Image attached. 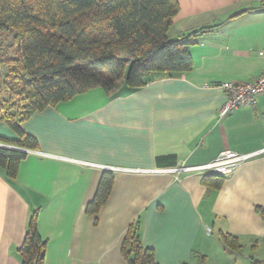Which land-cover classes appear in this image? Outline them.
Masks as SVG:
<instances>
[{
    "label": "crops",
    "instance_id": "crops-1",
    "mask_svg": "<svg viewBox=\"0 0 264 264\" xmlns=\"http://www.w3.org/2000/svg\"><path fill=\"white\" fill-rule=\"evenodd\" d=\"M177 1L168 36L197 33L189 71L155 73L136 90L124 81L112 92L94 88L20 125L38 146L18 147L26 157L15 176L0 165V264H23L32 221L44 264H132L133 236L158 264H264V155L219 188L208 174L159 171L264 148V92L220 116L222 83L264 73V0ZM0 136L19 140L3 120ZM106 174L112 189L90 212Z\"/></svg>",
    "mask_w": 264,
    "mask_h": 264
},
{
    "label": "trees",
    "instance_id": "trees-1",
    "mask_svg": "<svg viewBox=\"0 0 264 264\" xmlns=\"http://www.w3.org/2000/svg\"><path fill=\"white\" fill-rule=\"evenodd\" d=\"M178 12L177 0H0V43L6 35L17 51L6 61L9 98L0 100V120L19 136H0V143L37 148L36 139L20 125L34 112L75 95L98 87L112 92L121 81L136 90L155 73L189 71L190 40L197 33L169 39ZM25 157L24 151L0 146V165L10 176ZM224 179L207 175L204 181L219 188ZM112 185L106 174L90 212L107 200ZM257 211L264 218V207ZM225 241L234 246L230 235ZM19 252L23 264H44L46 242L34 221ZM125 254L132 264H158L152 249L136 236L127 240Z\"/></svg>",
    "mask_w": 264,
    "mask_h": 264
},
{
    "label": "built area",
    "instance_id": "built-area-1",
    "mask_svg": "<svg viewBox=\"0 0 264 264\" xmlns=\"http://www.w3.org/2000/svg\"><path fill=\"white\" fill-rule=\"evenodd\" d=\"M220 88L226 93V100L220 109V116L223 117L237 108L252 106L256 103V97L264 92V73L254 81L225 82L220 85ZM0 146L9 145L0 143ZM262 155H264V148L244 154L226 150L221 152L214 160L202 165L182 166L159 171L177 174L182 171L200 172L204 175L208 174L226 177L231 175L240 164Z\"/></svg>",
    "mask_w": 264,
    "mask_h": 264
},
{
    "label": "rangeland",
    "instance_id": "rangeland-1",
    "mask_svg": "<svg viewBox=\"0 0 264 264\" xmlns=\"http://www.w3.org/2000/svg\"><path fill=\"white\" fill-rule=\"evenodd\" d=\"M2 37L3 40L0 43V63H2V66L0 67V89L2 88L3 94L0 95V100L9 98V91L6 87L8 80L6 77L10 67L6 61L17 57L16 48L11 46V38H8L6 35H3Z\"/></svg>",
    "mask_w": 264,
    "mask_h": 264
},
{
    "label": "water",
    "instance_id": "water-1",
    "mask_svg": "<svg viewBox=\"0 0 264 264\" xmlns=\"http://www.w3.org/2000/svg\"><path fill=\"white\" fill-rule=\"evenodd\" d=\"M2 147H7V148H11V149H17V150H21V151H26V149L25 150L19 149L18 147H14V146H11V145H9V146H2Z\"/></svg>",
    "mask_w": 264,
    "mask_h": 264
}]
</instances>
